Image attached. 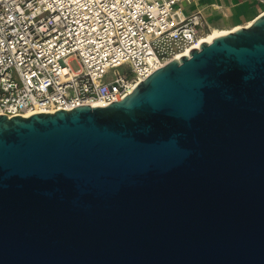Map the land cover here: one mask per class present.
Masks as SVG:
<instances>
[{
  "label": "water",
  "instance_id": "water-1",
  "mask_svg": "<svg viewBox=\"0 0 264 264\" xmlns=\"http://www.w3.org/2000/svg\"><path fill=\"white\" fill-rule=\"evenodd\" d=\"M0 264H264V12L119 101L0 114Z\"/></svg>",
  "mask_w": 264,
  "mask_h": 264
},
{
  "label": "built area",
  "instance_id": "built-area-1",
  "mask_svg": "<svg viewBox=\"0 0 264 264\" xmlns=\"http://www.w3.org/2000/svg\"><path fill=\"white\" fill-rule=\"evenodd\" d=\"M180 2L0 0V114L121 100L209 30L199 11L184 14Z\"/></svg>",
  "mask_w": 264,
  "mask_h": 264
},
{
  "label": "crops",
  "instance_id": "crops-1",
  "mask_svg": "<svg viewBox=\"0 0 264 264\" xmlns=\"http://www.w3.org/2000/svg\"><path fill=\"white\" fill-rule=\"evenodd\" d=\"M182 12L199 11L209 28L231 30L253 20L264 5L255 0H181Z\"/></svg>",
  "mask_w": 264,
  "mask_h": 264
},
{
  "label": "bare ground",
  "instance_id": "bare-ground-1",
  "mask_svg": "<svg viewBox=\"0 0 264 264\" xmlns=\"http://www.w3.org/2000/svg\"><path fill=\"white\" fill-rule=\"evenodd\" d=\"M251 21H252V20H251ZM251 21H250V22H251ZM250 22H249V23H250ZM249 23H247V24H249ZM238 27H239V26H238ZM236 28H237V27H233L231 30L236 29ZM231 30H224V29H217V28H209V30H208L207 32H205V33H203V34H201V35L199 36V38H198V42H197L196 44L192 45L191 47H192V48L198 47L199 44H200L201 42H211V39H212L214 36L219 35V34H222V33H225V32H229V31H231ZM188 52H189V48L186 49L185 51L181 52L180 54H177L176 57H179V56H181V55H183V54H184V55H187Z\"/></svg>",
  "mask_w": 264,
  "mask_h": 264
},
{
  "label": "rangeland",
  "instance_id": "rangeland-1",
  "mask_svg": "<svg viewBox=\"0 0 264 264\" xmlns=\"http://www.w3.org/2000/svg\"><path fill=\"white\" fill-rule=\"evenodd\" d=\"M70 66H71L73 69H77V68L79 67V66H78V63H77L76 60H71V62H70ZM117 70H118L119 72H122L123 67H118ZM107 75L110 77V75H111V71H109V73H108Z\"/></svg>",
  "mask_w": 264,
  "mask_h": 264
}]
</instances>
